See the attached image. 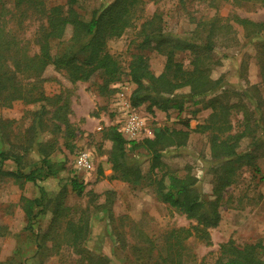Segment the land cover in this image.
Returning <instances> with one entry per match:
<instances>
[{
	"label": "rangeland",
	"instance_id": "rangeland-1",
	"mask_svg": "<svg viewBox=\"0 0 264 264\" xmlns=\"http://www.w3.org/2000/svg\"><path fill=\"white\" fill-rule=\"evenodd\" d=\"M66 2L2 0L6 10L9 9L6 14L11 17L12 31L30 39V52L37 49L32 39L41 30L49 8L65 5ZM101 2L79 0L77 9L82 16L89 18L92 10ZM155 13L162 19L164 32L171 33L175 38L193 37L194 41L205 40L207 34L204 29L208 27L198 25V22L209 21L214 16L230 18L232 31L218 37L213 52L214 59L220 60V63H213L212 77L221 78L222 88L232 90L229 92L231 95L226 96L229 104L246 102L250 109L255 110L256 115L262 117L257 134H262L264 138V77L260 67V58L264 57V53L259 48V42L251 41L244 28L233 19L238 14L254 21H264L262 0H142L132 25L120 37L108 39L105 45L106 52L114 57L119 67L118 79L106 84L103 71L98 70L88 80L74 82L65 72L51 64L44 71L45 80L42 82L48 99L35 102L18 99L8 105L0 104L1 120L10 122L6 128L8 138L1 144L2 149L9 150L14 144V150L22 151L17 144L25 143L34 123V114L44 104L47 110L53 111L57 100L67 102L70 121L68 128L64 124L58 128L55 124L60 121L52 120V114L49 113L45 118L47 122L43 119L44 124L38 128L39 151H22L25 164H40L42 157L48 155L55 169L59 170L42 182L47 193L46 210L37 217L32 231L26 227L28 220L20 199L22 195L28 198L38 196V186L31 181L22 183L13 178L0 179V264H79L78 255L65 244L66 240L60 230L59 233L51 230L59 201L63 208L58 219L59 227L87 214L89 221L96 218L98 222V227L92 228L95 233L101 236L107 234V226L110 230L115 226L116 230L121 231L127 241L126 250L119 245L116 247L121 259L126 254L132 259L136 255L135 246L142 248L147 256L146 238L156 240V254L169 231L195 224L194 220L158 198L151 183L154 174L149 172L150 161L147 158L141 163L144 179L140 183L134 184L116 177L108 159L111 141L103 135L107 127L120 124L126 112L124 101L131 102V94L136 88L130 76V63L134 56L142 55L155 74L164 70L167 54L155 47L143 46L142 38L138 35L141 24ZM70 35L67 30L62 38L51 41L53 55L60 46L66 45ZM174 58L183 62L184 67L192 68L189 51L177 50ZM253 84L258 86V91L251 89ZM178 92H188V88ZM247 93L253 95L251 101ZM211 96L185 97L181 111L174 108L163 111L151 106L149 102L136 107L132 105L152 131L154 127L165 126L190 128L188 141L181 153L165 151L161 168L183 175L190 166L198 177L199 188L208 197L212 193L214 174L211 169V129L205 128L204 124L211 123L212 108L207 105ZM242 115L241 107H232L229 114L231 132L242 129ZM249 142V137L244 138L240 149L246 150ZM83 152L88 153L91 160L92 166L89 169L82 168L78 163V157ZM141 152L129 147L130 157H143L139 155ZM257 162L260 173L243 166L238 181L224 193L219 208L221 219L216 227L209 229L210 241L195 234L183 238V264L215 263L221 256L223 244L229 240L240 247L249 243L259 244L257 251L264 259V157ZM12 166L7 164L5 168L10 169ZM80 177L85 190L78 195L71 181ZM45 233H48L47 238L42 240ZM112 236L106 239L105 250L109 251V247H113L115 237ZM88 248L96 252L99 247L92 243Z\"/></svg>",
	"mask_w": 264,
	"mask_h": 264
},
{
	"label": "trees",
	"instance_id": "trees-1",
	"mask_svg": "<svg viewBox=\"0 0 264 264\" xmlns=\"http://www.w3.org/2000/svg\"><path fill=\"white\" fill-rule=\"evenodd\" d=\"M0 2V104L8 105L18 99L28 102L48 99L42 82L45 80L44 71L51 64L57 70L65 72L74 82L86 81L98 70L103 71L106 84L118 79L119 67L114 57L106 52L105 45L108 39L120 37L132 25L133 20L137 18V10L142 0H102L100 5L92 10L89 18H85L78 11L79 0H67L65 5H54L49 8L44 23L41 24V30L34 34L32 41L36 43L37 49L33 52L28 48L30 39H26L24 34L12 31L11 17H7L6 14L9 9L6 10L2 0ZM233 19L244 28L251 41L259 42V48L264 53V21H254L238 14H235ZM229 20L230 18L214 16L209 21L198 22V25L208 27L203 28L207 34L205 40L194 41L193 37L175 38L171 33L164 32L162 19L155 13L141 24L138 35L142 38L143 46H152L167 54L164 70L160 74L153 73L146 59L140 54L135 55L130 63L131 80L136 84L131 94V103L134 107L149 102L151 106L163 111L170 108L181 111L185 97L212 95L207 102L212 108L211 123L204 124L205 128L211 129V169L214 177L210 197L199 188L198 177L190 166L183 175L171 170L163 171L161 168L162 155L165 151L181 153L182 147L188 141L189 127L186 129L154 127L152 137L127 139L120 130V124H113L107 127L103 134L111 141L108 159L116 177L130 183H140L144 179L141 163L147 158L150 161L149 172L154 174L152 179L150 177L151 183L158 198L194 220L195 224L169 231L156 254L154 253L156 240L146 238L147 256L142 248L135 246L136 255L130 259V255L126 254L122 259L128 262H123L116 249L117 245L125 250L127 247L126 238L121 231L116 230L115 226L110 230L107 226V234L101 236L92 231V228L98 227L96 218L89 221L87 214L78 220L71 219L64 227H59L58 219L63 209L62 202L59 201L53 215L54 225L51 230L57 233L58 229L60 230V234L66 240L65 244L78 255L79 264H138L140 261L141 264H183L181 260L185 248L183 238L195 234L203 240L210 241L209 229L216 227L221 219L219 208L224 193L238 181L243 166L260 173L257 161L264 157V138L262 134H257V131L263 119L256 115L255 110L250 109L246 102L229 104L226 96H230L229 92L232 90L222 88L221 78L212 77L213 63H220V60L214 59L213 52L218 37L232 31ZM198 25L197 28L200 29ZM67 30L71 33L69 40L64 42L66 45H59L60 49L53 55L51 41L62 38ZM177 50L190 52L192 68L184 67L183 62L174 58ZM260 67L264 77L263 56L260 58ZM186 87L188 92H178ZM251 89L258 91V86L253 84ZM246 96L250 101L253 98V95L248 93ZM54 105L53 111L47 110L44 104L35 112L34 123L25 143L23 146L17 144L22 151H39L38 128L42 127L49 113L52 114V120L60 121L55 124L58 128L62 124L66 128L70 126L69 104L57 100ZM234 106H239L243 110L242 129L231 132L229 114ZM9 123L3 122L0 117V179L13 178L22 183L31 181L38 186V196L28 198L22 195L20 199L28 220L26 227L32 231L37 217L46 210L47 193L42 182L59 170L55 169V164L48 155L42 157L40 164L35 162L29 165L24 162V153L21 150H14V144L9 150L2 149L1 144L3 145L6 137L8 138L6 128ZM246 137L250 138V142L246 150H241L242 141ZM127 145L131 150L141 152L140 149H143L144 152L139 154L143 157H130ZM7 164H13L12 168H5ZM71 185L78 195L85 190L81 177L72 179ZM48 233L51 235V232ZM48 233L42 235V240L47 238ZM111 235L115 240L113 247H109L108 251L105 250L106 239H110ZM92 243L99 247L96 252L88 248ZM258 245L249 243L240 247L229 240L223 244L221 256L215 263L201 264H264V259L257 251Z\"/></svg>",
	"mask_w": 264,
	"mask_h": 264
},
{
	"label": "built area",
	"instance_id": "built-area-1",
	"mask_svg": "<svg viewBox=\"0 0 264 264\" xmlns=\"http://www.w3.org/2000/svg\"><path fill=\"white\" fill-rule=\"evenodd\" d=\"M125 114L123 119L119 121L120 130L124 136L129 139H142L144 137H152L153 131L148 128L145 121L141 118L136 109L132 106L130 100L123 103ZM79 165L84 169H89L92 166L88 153L83 152L78 157Z\"/></svg>",
	"mask_w": 264,
	"mask_h": 264
}]
</instances>
